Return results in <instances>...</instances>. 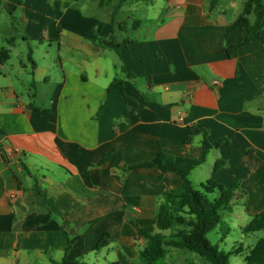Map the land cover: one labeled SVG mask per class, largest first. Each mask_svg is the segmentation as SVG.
I'll return each instance as SVG.
<instances>
[{
    "label": "crops",
    "instance_id": "obj_1",
    "mask_svg": "<svg viewBox=\"0 0 264 264\" xmlns=\"http://www.w3.org/2000/svg\"><path fill=\"white\" fill-rule=\"evenodd\" d=\"M213 1L89 0L102 16L66 3L60 10L55 1L49 33L45 18L23 0L0 1L10 11L25 9L21 39L4 38L10 48L0 49L10 51L0 63V148L7 155V161L0 156V264H61L68 246V258L83 264H139L144 234L159 232L155 217L164 193L182 180L155 168H126L158 162L160 152L201 158L205 135L211 143L227 141L212 150L206 181L240 184L246 202L240 218L250 222L264 212V43L230 58L226 47L246 33L236 29L226 37L239 16L229 22L220 0ZM128 5L145 16L120 20ZM46 39L58 44L61 75L42 108L38 79L48 85L52 78L31 45ZM25 45L20 65L31 80L23 86L36 84L34 109L30 94L26 101L5 72L13 51ZM31 52L34 69L26 64ZM117 76L124 78L125 95H108ZM218 160L226 165L216 173ZM111 252L116 259L109 262Z\"/></svg>",
    "mask_w": 264,
    "mask_h": 264
},
{
    "label": "trees",
    "instance_id": "obj_2",
    "mask_svg": "<svg viewBox=\"0 0 264 264\" xmlns=\"http://www.w3.org/2000/svg\"><path fill=\"white\" fill-rule=\"evenodd\" d=\"M1 1V0H0ZM113 0H103V3H110ZM126 0H121L124 3ZM216 4V0L213 1ZM118 7H115L114 16ZM120 30H126V24L118 25ZM136 28V27H135ZM236 29L242 30L246 36L233 46H227L226 51L230 58L235 59L239 55V50L249 46L257 41L264 43V0H246L243 5V11L236 21L226 27V37ZM94 34V33H93ZM112 41L114 40L111 37ZM114 43V42H113ZM131 42L126 43L129 45ZM116 45V44H114ZM117 48L120 45H116ZM10 59V51L0 50V63L4 64ZM32 68H35V62L32 52L28 56ZM127 77L135 78L134 75L124 72ZM31 102L29 108L34 109L36 99V84L31 85ZM107 94L125 95L124 78L117 76L107 89ZM48 113L42 111L41 116ZM226 140H219L215 143L209 142L206 135L202 142L203 155L201 158H191L183 156H171L160 152L158 162L145 163L133 167H127L126 170H135L141 168H155L165 173H173L180 177L181 185L174 190L166 191L163 195V201L155 217L158 233L151 234L146 232L145 248L139 253V264H177L169 261L170 250H181L198 255L204 264H230L229 259L233 255L242 252L241 248L235 249L229 253L221 251L218 246L213 245L208 235L223 224L224 212L230 211L233 202L241 200L244 194L239 191V183L226 188L224 185L214 180H209L197 191L190 180V174L199 166L206 162L208 154L214 149L219 148ZM249 154L256 159L253 151ZM0 156L7 161V155L0 148ZM106 156L103 161H106ZM223 160H218L214 167V172H219L225 167ZM216 195V196H214ZM213 196V197H212ZM239 197V198H238ZM246 234L263 232L264 234V212L256 214L244 229ZM108 234L104 235L98 245V248H104L109 240ZM71 247L66 249V257L61 264H83L80 260L69 259L68 253ZM194 264L193 262H190ZM244 264H264V236L249 249L244 259Z\"/></svg>",
    "mask_w": 264,
    "mask_h": 264
},
{
    "label": "rangeland",
    "instance_id": "obj_3",
    "mask_svg": "<svg viewBox=\"0 0 264 264\" xmlns=\"http://www.w3.org/2000/svg\"><path fill=\"white\" fill-rule=\"evenodd\" d=\"M35 1L36 2H32L31 0H23L24 3L26 2L28 5L32 6L31 8H29V10L31 9L33 12L37 13L40 17L45 18L43 19L44 20L43 25L44 28L46 29V33H49V31L53 32V29L51 27L49 28V26L52 23H54L53 19L57 16L56 15L57 7L55 1H58V3L60 4L59 7L60 10L63 9L64 3H66V8H71V9L76 8L84 15L92 14V10H93L87 6L89 0H35ZM82 1L84 3H82ZM244 1L245 0H220L221 5L223 7L220 6L219 10H223L226 18L229 20V22H232L243 11ZM233 3L236 4L233 6ZM15 6L16 7H14L12 11H10L9 5H7V3H4L0 6V49L2 47L10 48L9 44L6 43L4 38L10 39L11 36H15L21 39L22 37L21 34L24 32L23 24H22V18L25 16L24 6L23 5L21 6L15 5ZM129 7L130 5H128L127 8L121 13L120 20L126 21L129 17L142 18V16H145L142 15L141 13H136L133 12L132 10H129ZM93 12L97 16H102V14L105 13L100 9H96L95 11L93 10ZM152 14L153 13H150V16H152ZM43 35L45 36V32L43 33ZM119 35L121 36L120 33ZM46 36H48V34ZM124 37H133V36H131L130 33L128 35L124 34ZM18 45H23L21 40H19ZM31 46L35 52L34 59L41 67L48 68V75L50 78H52V80L48 82V85H45L44 83L40 82L41 77H39L38 79L37 85L39 86L37 89L39 93H42L41 96L42 98H39L38 105L43 108L46 106L48 95L53 90V85L57 77L61 75V70H60L61 62L59 61L60 53L58 50L59 47L56 42H49L47 39L44 41L43 44L39 42H34L32 43ZM27 50L28 47H26V45L18 46V48L13 51L12 60L5 67V72L7 74H11L13 86L16 87V90L18 91L19 95L20 94L24 95L23 97L26 101L29 100L28 96L32 92V89L28 85H25L26 87H24L23 84L26 81L31 82V80L28 74L26 73V71H24L21 68L20 62L21 60H23L22 58H24L22 57L21 53L22 52L25 53V51L27 52ZM67 55H68L67 48L63 46L62 56L64 60L67 59ZM26 64L28 66H31L30 62L28 61ZM67 66L69 65L67 64ZM44 102L46 103L44 104ZM214 155L215 154H213L211 151V154L208 155L207 157V161L203 165L196 168L191 173L190 179L193 183V187L195 190L200 191L201 184L207 183L206 180L209 178V175L211 174L214 165V158H215ZM224 186L226 188H229L230 185L225 183ZM245 203L246 202L233 204L232 206L233 213H229L228 211L224 212L223 224L220 225L215 231L211 232L208 235L209 241L213 245L218 246V248L221 251L229 253L238 248L242 249V252L240 254L233 255L230 257L229 259L230 264H244V259L248 254L249 249L254 244H256V242L260 238L264 236L263 232H256L251 234H246L244 232V229L246 225L249 223L250 219L245 216H242L240 218L237 213L240 209L245 207ZM115 259H116L115 253L111 252L107 261L112 262ZM168 260L176 262L177 264H191L190 262H193L194 264H204L203 260L198 255L181 250H170ZM101 264H108V263L104 259H102Z\"/></svg>",
    "mask_w": 264,
    "mask_h": 264
},
{
    "label": "built area",
    "instance_id": "obj_4",
    "mask_svg": "<svg viewBox=\"0 0 264 264\" xmlns=\"http://www.w3.org/2000/svg\"><path fill=\"white\" fill-rule=\"evenodd\" d=\"M214 84L217 85L218 84V81H215Z\"/></svg>",
    "mask_w": 264,
    "mask_h": 264
}]
</instances>
